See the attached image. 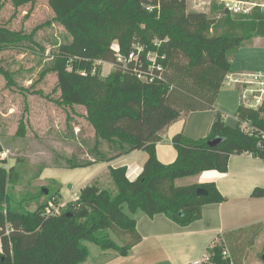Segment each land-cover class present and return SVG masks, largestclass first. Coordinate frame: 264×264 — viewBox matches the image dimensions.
Instances as JSON below:
<instances>
[{
  "label": "trees",
  "instance_id": "16d2710c",
  "mask_svg": "<svg viewBox=\"0 0 264 264\" xmlns=\"http://www.w3.org/2000/svg\"><path fill=\"white\" fill-rule=\"evenodd\" d=\"M37 1L0 0V74L7 86L16 81L4 67L3 52L20 49L25 42L36 44V30L41 28L39 25L28 33L24 27L14 28L12 19ZM48 2L53 20L64 28L67 40L56 42L57 51L41 75H54L53 90L58 94L54 102L65 109H84L93 129V136L82 139L89 159L78 161V156H72L67 166L111 163L140 150L148 159L135 180L127 177L126 166H110L114 190L88 184L77 199L62 206L59 215H53L47 208L62 202L59 188H48V193L43 189L34 211L13 197L9 186L15 184L19 172L2 165L4 145L0 139V264H80L90 256L89 243L106 254L128 256L141 241L132 217L137 212L149 216L164 213L187 226L202 217L205 204L226 200L214 182L178 185L177 179L209 170L227 172L232 154L246 152L264 158L259 131L250 135L241 127L248 120L263 128L261 113L242 105L237 109L236 126L220 117L208 137L195 139L183 132L173 136L177 150L173 162L163 163L156 154L166 127L191 112L214 108L224 78L232 72L231 57L247 41L264 37V12L233 16L213 5L211 16L189 11L188 0ZM7 5L13 7L14 14L5 20ZM217 12L223 15L217 18ZM212 28L222 31L210 34ZM137 40L156 53L163 67L162 79L144 82L134 72L139 65L130 63L125 68L116 64L113 42L128 54ZM99 60L116 67L104 76L102 65L96 66ZM147 64L144 61L143 68ZM217 137L222 142L211 147L209 141ZM200 187L208 194L199 196ZM42 196L44 201L39 200ZM252 196L264 197V188H255ZM225 249L226 241L216 239L207 249V264H235L231 255L225 257Z\"/></svg>",
  "mask_w": 264,
  "mask_h": 264
},
{
  "label": "crops",
  "instance_id": "0c3cea01",
  "mask_svg": "<svg viewBox=\"0 0 264 264\" xmlns=\"http://www.w3.org/2000/svg\"><path fill=\"white\" fill-rule=\"evenodd\" d=\"M263 53L264 37L257 36L247 41L237 52V56L242 58L241 66L234 65L237 56L231 57L232 72L264 69V62L260 60ZM223 88L224 86L222 92ZM229 90L231 91H226L228 93L225 97H222L220 91L214 108L191 112L163 130L162 140L156 146V154L161 162H173L176 159L177 150L172 138L180 132L195 139L208 137L213 124L223 117V114L228 125H237L236 113L241 105L239 92L231 88ZM91 136L93 132L85 139ZM83 138L79 137L80 146H83ZM147 159L148 154L140 150L111 163H95L85 167L93 171L101 165L107 166L108 169L110 166H126L127 177L135 180L142 172ZM97 177L98 175L73 173L52 175V178L61 181L63 187L65 184L70 187V191H74V197L78 196L84 186L96 184L94 181ZM187 178L188 184L214 182L226 200L205 204L202 217L187 226L178 224L164 213L149 216L137 212L132 217L136 220L135 227L141 241L133 246L128 256L106 254L97 245L89 243L90 256L80 264H193L204 256L218 238L226 241V248L235 264H245L250 252L257 250L261 241H264V197L252 196L255 188H264V158L246 152L232 154L227 172L209 170ZM60 192L62 199L64 195L69 194L66 189ZM64 198L65 202L74 200L66 196ZM258 224H261V227L257 228Z\"/></svg>",
  "mask_w": 264,
  "mask_h": 264
},
{
  "label": "rangeland",
  "instance_id": "374dc122",
  "mask_svg": "<svg viewBox=\"0 0 264 264\" xmlns=\"http://www.w3.org/2000/svg\"><path fill=\"white\" fill-rule=\"evenodd\" d=\"M198 1L200 7L195 8L196 2L188 0V10L207 12L211 15L212 13L209 12L212 6H218L215 2ZM261 9L264 8H255L252 12L255 10L263 12L264 10ZM3 14L5 20L9 19L14 14L13 7L7 5ZM18 15L19 17L12 19L11 24L14 28L24 27L28 33L39 25L41 28L36 30V44L30 45L29 42H25L20 49L3 52L4 67L11 71L16 81V84L7 86L5 76L0 74V139L4 145L1 160L2 165L7 169L14 167L19 172L17 181L14 185L10 184L9 191L18 203L34 211L43 189L48 192V188L51 191L56 188L60 191L66 189L69 194L64 196L69 197L70 200L75 198L74 191H70V187L66 184L63 187L61 181L52 178V175H68V173L98 175L97 180L94 181L97 185L114 190L107 166H97L91 171L86 167L71 169L66 163L72 156H78L79 158H76L78 161H82L83 157L89 159L86 156L88 151L85 145L80 146L79 137L86 138L93 132L92 126L85 118L84 109H65L54 102L53 99L58 98V94L53 90L56 81L54 75L52 73H46L44 77L41 75L52 62L51 55L57 51L56 42L67 40L66 31L53 20L54 14L48 0H38L35 4H28L19 10ZM215 15L220 18L223 13L217 12ZM210 31V34H219L222 29L212 28ZM237 52L234 56H237ZM236 58L237 62L234 65L241 66V56ZM260 60L264 62V53ZM115 67L116 65L111 62L103 63L102 75H108ZM226 91L231 90L224 87L223 92L221 91L222 97L227 95ZM223 117L225 120L224 114ZM188 180V178H180L176 183L186 185ZM64 196L62 202L66 201ZM39 200L44 201L45 197L42 196ZM113 237L116 239L114 235ZM263 253L264 241H261L258 249L250 252L245 264H264Z\"/></svg>",
  "mask_w": 264,
  "mask_h": 264
},
{
  "label": "built area",
  "instance_id": "2783aa9c",
  "mask_svg": "<svg viewBox=\"0 0 264 264\" xmlns=\"http://www.w3.org/2000/svg\"><path fill=\"white\" fill-rule=\"evenodd\" d=\"M196 4L195 8L200 6L197 4L199 1L194 0ZM208 2H215L218 7L223 8L224 11L234 14L248 15L252 13L255 8H264V1H250V0H202ZM262 11L264 9H261ZM264 12V11H263ZM159 42L155 41V45ZM112 49L116 55V64H120L127 68L130 63H135L136 68L134 72L138 79L144 82H153L155 80L162 79L163 67L158 63L156 59V53L149 50L148 47L137 41L133 43L128 54H124L121 51V47L117 42H113ZM146 61L147 67L143 68V62ZM103 63H108L104 61H97V65H102ZM114 64V63H113ZM96 66L92 73H96ZM86 74V72H83ZM223 86L227 88L234 89L239 92V98L241 105L246 108L257 110L261 113L264 121V69L250 72H230L228 73L223 81ZM242 129L250 135H253L259 131L261 139L264 141V127L260 128L255 124H250V121H244L241 124ZM261 129V130H260ZM78 196L74 198L77 199ZM66 202H61L58 206L52 205L47 208L48 214L59 215L61 213L62 206ZM225 257H230L227 248L224 250ZM210 260V254L206 252L204 256L195 261L193 264H207Z\"/></svg>",
  "mask_w": 264,
  "mask_h": 264
},
{
  "label": "water",
  "instance_id": "95a60500",
  "mask_svg": "<svg viewBox=\"0 0 264 264\" xmlns=\"http://www.w3.org/2000/svg\"><path fill=\"white\" fill-rule=\"evenodd\" d=\"M222 140H223V139L220 138V137L214 138V139H212V140L209 141V145H210L211 147L217 146V145H219V144L222 142ZM47 192H48V191H45V193H47ZM207 194H208V191H207L205 188L200 187V188L198 189V195H199V196L207 195ZM262 259H263V261H264V255H263Z\"/></svg>",
  "mask_w": 264,
  "mask_h": 264
}]
</instances>
